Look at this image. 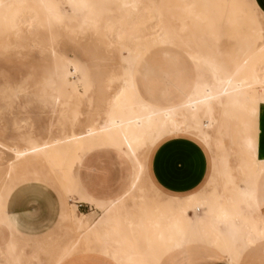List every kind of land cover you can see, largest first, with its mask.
<instances>
[{
  "label": "bare ground",
  "instance_id": "bare-ground-1",
  "mask_svg": "<svg viewBox=\"0 0 264 264\" xmlns=\"http://www.w3.org/2000/svg\"><path fill=\"white\" fill-rule=\"evenodd\" d=\"M106 1L110 9L98 6L95 0H0L2 54L36 44L41 30L49 31V41L54 40L52 31L68 28L63 23L64 12H70L81 14L78 23L70 27L74 34L93 30V35L103 39L99 42L105 49L117 51L126 64L96 75L93 89L97 101L88 97L91 111L83 126L78 85L90 90L88 74L78 62L57 56L55 48L51 51L49 75L54 89L46 87L49 79L41 86L51 101L62 138L37 140L26 135L21 137L22 146H9L0 140V149L10 156L0 176V264H20L26 259L6 214L7 200L19 180L51 183L60 192L58 224L69 225L66 234L74 244L97 247L105 264H172L183 253L239 264L249 248L258 245L264 249V152L255 135L264 120V14L254 0H238L247 3L256 17L255 37L237 59L225 63L199 54L189 42V18L203 0ZM151 18L157 22L145 26ZM134 25L142 34L131 33ZM129 37L131 41H149L150 46L183 51L195 69L194 83L183 101L157 108L137 97L132 69L140 53L131 56L134 50L123 42ZM40 42L38 45L43 44ZM203 71L210 83L202 79ZM255 88L261 89V97L253 94ZM80 125L83 128L78 132ZM170 134L195 137L213 153L210 179L194 196L166 198L148 179V155ZM94 141L112 147L131 163L132 179L124 192L134 203L130 212L123 210L122 199L98 201L79 193L65 175L71 155ZM152 194L165 203H152ZM67 199L96 205L105 213L97 222L86 224L81 233V220L74 218ZM192 211L195 218L191 221ZM256 261L264 264V251Z\"/></svg>",
  "mask_w": 264,
  "mask_h": 264
},
{
  "label": "rangeland",
  "instance_id": "rangeland-1",
  "mask_svg": "<svg viewBox=\"0 0 264 264\" xmlns=\"http://www.w3.org/2000/svg\"><path fill=\"white\" fill-rule=\"evenodd\" d=\"M95 1L100 3L98 6L107 9L111 8L110 3L106 0ZM157 1L158 0H155L156 3ZM64 13L65 18L63 23L68 28H66V30L55 29L52 31L53 34H55L53 36L54 40L49 41V31L41 30L39 31L40 35L38 33L36 38L37 41L40 42L39 37L43 35L42 38L40 37V43L43 42V44L38 45V42H36V44L31 45V47L29 46V48L27 45H22L24 47L21 46L22 48L18 47L17 49L3 52V54L0 51V140L6 145L11 146L21 144L22 146L21 137L26 135H31L37 140H47L49 138L52 140H58L62 138V132L57 128L58 126L56 124L57 117L55 116V119L54 114L52 113L51 101L48 98V95L43 93L41 86V83L45 81L44 79H51L49 68L52 59L51 51L54 48L57 56L64 59L66 58L71 62H78L88 74L89 78L87 82L92 86L90 87V90L86 91L81 84L78 85V90L82 94L81 111L84 114L82 120L83 126L85 124L86 114L88 113L87 115H89L91 111L87 106L88 97H92L94 101H97V93L94 94L95 91L93 89L96 75L100 76V74H104L106 71L108 72L116 70L119 67H126V64L121 60L122 56L120 54L118 55V52L115 50L105 49V44H102L104 42L103 39L99 36L93 35V30L88 29L87 31L86 29V32L84 30L85 33L81 34H74L75 32H72L71 28L78 23L81 14L74 15L70 12ZM110 19L114 21L116 16H110ZM150 21L151 23L149 21L145 22V26H151V24L157 22L155 19H153L154 22L152 20ZM255 23L256 17L247 3L239 2L238 0H203L194 7L193 12L190 15L188 22V39L193 46V49L199 54L227 63L237 59L240 53L249 47L255 37ZM172 25L176 27L177 24L172 22ZM86 33L88 34L86 35ZM131 33L134 35H140L142 34V29L138 25H134ZM126 38H124L125 41L123 42L134 50V53H132L131 56L140 53L138 62L144 56L156 50H160L162 53L165 51L168 53L173 52L177 55L184 54L180 49L150 46L151 44L149 41L144 40L145 44H148L146 46L142 40H137V42L132 40V43L130 37L129 39ZM99 39L102 43L99 42ZM134 42L137 43V45L134 44ZM46 43L48 45H46ZM44 45L47 47L50 46V48H47ZM143 46H145L146 49ZM202 79L207 83H210L211 81L205 71L202 72ZM51 82L52 81L50 80L49 83H46L45 85L46 87L48 86V89L53 90L54 85ZM9 90H13L15 95ZM253 94L258 98L261 97V89L255 88ZM263 121H261L260 127H257L255 131L257 145H259L258 147H260L261 142H264ZM83 126L80 125L79 128L77 127L76 131L81 132ZM238 129L240 130L239 127ZM45 131L48 134V137H45ZM101 148L108 147L101 143L96 144L95 141L86 143L71 155L66 162V167L68 168V166H70V168H74V175H78V168L85 156L91 151ZM0 151L1 176L7 162L10 160V156L5 151L1 149ZM204 151L208 158L209 176L211 155L213 159V153L210 155L206 150ZM221 152L222 151H218V154H221ZM263 152L264 150L262 153ZM102 155L108 156L115 161L120 173L123 175L125 174L124 166L120 164V161L113 153ZM67 168L65 170L66 176ZM30 182L33 181L25 182L19 180L17 186L19 187L20 185ZM35 183H41L50 187L57 194L58 198L60 197V192H58L51 183L44 182L43 180H39ZM118 198L123 201V210L130 212L134 203L128 199L126 193H123ZM150 200L152 203H165L161 197H157L154 194L151 195ZM77 202L79 201L67 199V204L70 207L74 218L81 220L82 227L79 229V232L82 233L86 224H93L104 215L105 209L89 204L93 209L98 210V212H95L94 214L93 212L86 213L88 208L82 207L79 208V212H81L79 213L76 211L75 207ZM193 215L194 212L192 211L189 218L191 221L195 218ZM68 228L69 225L61 226L57 222L54 233L35 238L23 236L14 229L18 234L19 245L24 249L23 252L26 256V259L21 260L22 262L20 264H105V259L98 254L97 247L92 248L83 242L74 244L70 236L66 234L69 232ZM263 251L264 249L258 245L254 246V248H249L246 251L247 253L245 252L241 264H259L256 260ZM198 258L218 261L217 258L211 256L202 255L198 257L194 253H183L178 255V257L176 256L173 259L172 264H189L198 261ZM245 258H249V260ZM107 264L111 263L108 262Z\"/></svg>",
  "mask_w": 264,
  "mask_h": 264
},
{
  "label": "crops",
  "instance_id": "crops-1",
  "mask_svg": "<svg viewBox=\"0 0 264 264\" xmlns=\"http://www.w3.org/2000/svg\"><path fill=\"white\" fill-rule=\"evenodd\" d=\"M254 2L264 14V0ZM174 54L164 55L162 51L156 50L135 64L132 78L140 100L164 108L185 99L194 83L195 69L186 57ZM194 138L185 134H170L161 139L149 153L146 164L148 179L160 195L172 199L188 198L198 194L208 183L212 172V155ZM106 146L108 148L95 149L85 156L78 168V175H74V168H67L68 179L74 188L98 201L120 197L126 191L133 174L131 163L112 147ZM260 149L264 150V142H261ZM204 150L211 155L209 176L208 158ZM109 153H113L124 166V175L120 173L115 161L102 155ZM261 191L260 181L258 192ZM75 207L78 212L82 207L88 208L86 213L98 212L85 202H77ZM6 214L13 228L21 235L42 237L55 232L60 201L50 187L30 182L20 185L10 194ZM197 260L189 264H228L225 261Z\"/></svg>",
  "mask_w": 264,
  "mask_h": 264
}]
</instances>
